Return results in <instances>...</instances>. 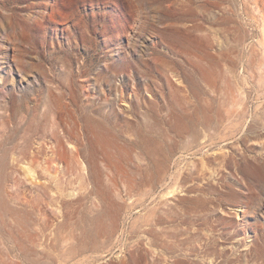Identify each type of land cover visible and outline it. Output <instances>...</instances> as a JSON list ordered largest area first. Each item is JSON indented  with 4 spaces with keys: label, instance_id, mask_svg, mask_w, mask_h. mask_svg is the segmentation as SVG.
<instances>
[{
    "label": "rangeland",
    "instance_id": "374dc122",
    "mask_svg": "<svg viewBox=\"0 0 264 264\" xmlns=\"http://www.w3.org/2000/svg\"><path fill=\"white\" fill-rule=\"evenodd\" d=\"M0 264H264V0H0Z\"/></svg>",
    "mask_w": 264,
    "mask_h": 264
},
{
    "label": "bare ground",
    "instance_id": "6f19581e",
    "mask_svg": "<svg viewBox=\"0 0 264 264\" xmlns=\"http://www.w3.org/2000/svg\"><path fill=\"white\" fill-rule=\"evenodd\" d=\"M194 48V47H193ZM200 50V49H199ZM200 53H201V51H200ZM208 52H206V54H207ZM208 55V54H207ZM99 137V136H98ZM100 140H102V139H100ZM96 143V142H95ZM97 145V144H96ZM241 209H238V211H240ZM101 217V216H100ZM97 218H99V217H97ZM99 220V219H98ZM112 221V220H111ZM97 224V223H96ZM112 227V226H111ZM97 228V227H96Z\"/></svg>",
    "mask_w": 264,
    "mask_h": 264
}]
</instances>
